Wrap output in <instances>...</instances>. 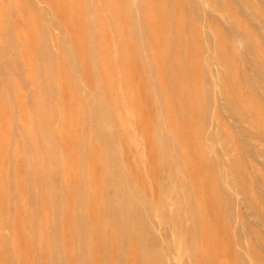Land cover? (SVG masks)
Returning a JSON list of instances; mask_svg holds the SVG:
<instances>
[{
    "label": "rangeland",
    "instance_id": "374dc122",
    "mask_svg": "<svg viewBox=\"0 0 264 264\" xmlns=\"http://www.w3.org/2000/svg\"><path fill=\"white\" fill-rule=\"evenodd\" d=\"M0 264H264V0H0Z\"/></svg>",
    "mask_w": 264,
    "mask_h": 264
},
{
    "label": "bare ground",
    "instance_id": "6f19581e",
    "mask_svg": "<svg viewBox=\"0 0 264 264\" xmlns=\"http://www.w3.org/2000/svg\"><path fill=\"white\" fill-rule=\"evenodd\" d=\"M205 1H208V0H205Z\"/></svg>",
    "mask_w": 264,
    "mask_h": 264
}]
</instances>
